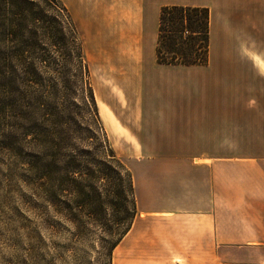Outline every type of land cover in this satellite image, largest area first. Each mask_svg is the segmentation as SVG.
<instances>
[{
	"label": "crops",
	"instance_id": "1",
	"mask_svg": "<svg viewBox=\"0 0 264 264\" xmlns=\"http://www.w3.org/2000/svg\"><path fill=\"white\" fill-rule=\"evenodd\" d=\"M94 4L87 53L128 100L119 116L144 156L125 239L152 225L148 264H264V0ZM168 5L210 10L206 66L158 63Z\"/></svg>",
	"mask_w": 264,
	"mask_h": 264
},
{
	"label": "trees",
	"instance_id": "2",
	"mask_svg": "<svg viewBox=\"0 0 264 264\" xmlns=\"http://www.w3.org/2000/svg\"><path fill=\"white\" fill-rule=\"evenodd\" d=\"M80 39L73 15L63 0H0V150L26 164L28 184L43 188L52 205L58 196L73 189L79 207L76 209L95 216L90 221L97 225L107 211L103 205L113 202L109 199L124 197L128 203L131 195L134 210H128L121 220L131 224L137 215L133 177L119 161V168L112 164L116 155L101 126L92 87L86 95V109L92 123L103 133L99 146L109 151L108 158L99 162L80 158L92 156L91 150L95 149L92 137L87 141L86 136H78L83 132L84 118L89 119L59 103L61 91L41 74L40 69L51 64L53 58L57 64L62 58L65 65L76 61L83 74L89 75ZM156 54L158 63L163 65L206 66L210 54V10L164 6ZM59 75L64 84V72L59 71ZM38 141L43 148H37ZM77 171L79 176H73Z\"/></svg>",
	"mask_w": 264,
	"mask_h": 264
},
{
	"label": "rangeland",
	"instance_id": "3",
	"mask_svg": "<svg viewBox=\"0 0 264 264\" xmlns=\"http://www.w3.org/2000/svg\"><path fill=\"white\" fill-rule=\"evenodd\" d=\"M63 1L70 9L78 27L90 72L89 75H84L76 61L65 65L62 63L63 59L59 58L61 63L57 64L56 60L53 62V58L51 64L40 69L41 74L48 82L53 81L57 90L61 91L57 98L59 103L68 106L70 110L81 112L89 119L84 118L83 132L78 136H86L87 141L92 137L95 140V149L91 150L92 156L87 154L81 155L80 158H92V161L99 162L104 157L108 158L109 151L99 146L103 133L98 125L92 123L86 109V95L89 86L92 87L101 126L116 155L112 164L119 168V161V164L131 172L135 187V162L144 156L130 153L131 147L137 146L130 133V126L134 124L121 120L119 116L121 110L128 115V100L121 96V92L110 78L102 80V74L98 67L97 70L93 67L92 59L87 53L88 38L92 39L89 45L94 43L95 39L94 32L92 34L87 26V14L94 16L96 11L94 0ZM50 12L49 10L48 14L52 15ZM181 53L180 51L178 54ZM59 71L64 72V84L60 80ZM37 148H43L40 141L37 142ZM65 152L74 154L69 150ZM57 158L61 159L60 154ZM23 164L0 150V264H148L143 261L141 255L147 253L145 249L149 245V231L152 225H142L140 233L132 236L131 240L127 237L125 239L138 215L137 209L136 217L129 223L130 229L128 223L121 222L128 210H134V205L130 202L131 195L127 197L128 203L124 197L117 201L109 199L113 202L103 205L107 211L101 216V223L97 225L90 221L95 216L87 214L83 209H76L79 207L75 204L73 189L58 196L56 207L52 205L43 188L37 184H28L27 174H24L26 164ZM79 173L77 171L72 175L77 177ZM57 176L58 173H55L54 178ZM34 182L36 183V180ZM53 184L59 183L54 181ZM62 200H65V206ZM87 211L91 212L89 209ZM121 241L123 244L117 248ZM114 243L116 245L112 250Z\"/></svg>",
	"mask_w": 264,
	"mask_h": 264
}]
</instances>
